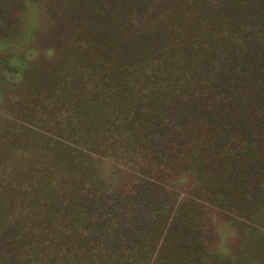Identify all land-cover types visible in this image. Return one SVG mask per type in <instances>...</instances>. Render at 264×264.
<instances>
[{"label":"trees","instance_id":"trees-1","mask_svg":"<svg viewBox=\"0 0 264 264\" xmlns=\"http://www.w3.org/2000/svg\"><path fill=\"white\" fill-rule=\"evenodd\" d=\"M53 1L0 58V264L264 258V0ZM27 4L0 0V42Z\"/></svg>","mask_w":264,"mask_h":264},{"label":"rangeland","instance_id":"rangeland-1","mask_svg":"<svg viewBox=\"0 0 264 264\" xmlns=\"http://www.w3.org/2000/svg\"><path fill=\"white\" fill-rule=\"evenodd\" d=\"M33 1L34 0H28L26 15L24 16V21L22 22L19 20V18H21L20 10L15 9V17L18 21H20L19 24L23 29L20 33L21 35L18 36V39L15 41L5 40L3 42H0V58H2V56L4 55V57H6V55L17 53L18 58L13 59L14 66L11 65V68L18 67L19 65L22 66L24 64H22V61L25 58L27 60L31 57V55H35L33 52L36 49L34 48H41V45H39L40 42L38 37H44V41H46L50 39V33L56 32V30H54V24L50 20H48V17L50 16V14H53L54 9L59 2L53 0H35L34 4ZM67 18L64 17L62 19V22H65V19ZM53 48L51 46H48L47 49L53 50ZM51 52V54H53L54 51ZM36 59V56L33 59L31 58V60ZM47 59H52L51 57H49V54H47ZM111 172V164L109 162H106L104 175L109 178L113 177L111 175ZM219 223L218 234L220 236V243L217 245L216 250L220 253L230 255V246L233 243L238 242L239 237L242 240V236L241 234L238 235V233L240 232L235 230V228L229 222L225 220L223 221V219H221ZM244 249L247 254L249 253V255L255 253L252 254L255 264H264V258L262 257L261 253L257 252L258 250L253 247V243L245 245ZM236 262V264H246L240 261Z\"/></svg>","mask_w":264,"mask_h":264}]
</instances>
